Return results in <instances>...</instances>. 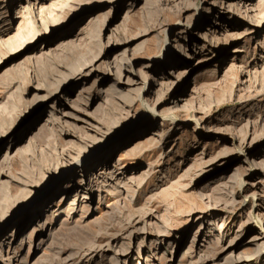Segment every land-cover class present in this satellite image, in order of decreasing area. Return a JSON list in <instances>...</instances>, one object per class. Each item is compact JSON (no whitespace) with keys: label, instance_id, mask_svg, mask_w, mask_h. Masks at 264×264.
<instances>
[{"label":"rangeland","instance_id":"1","mask_svg":"<svg viewBox=\"0 0 264 264\" xmlns=\"http://www.w3.org/2000/svg\"><path fill=\"white\" fill-rule=\"evenodd\" d=\"M0 14V264H231L254 252L264 0H0ZM128 124L103 163L23 208L40 179ZM220 223L235 248L214 239Z\"/></svg>","mask_w":264,"mask_h":264},{"label":"bare ground","instance_id":"2","mask_svg":"<svg viewBox=\"0 0 264 264\" xmlns=\"http://www.w3.org/2000/svg\"><path fill=\"white\" fill-rule=\"evenodd\" d=\"M198 5H199V1L196 3V6H195V9L198 8ZM27 6H25V9H26ZM41 8V7H40ZM1 15V14H0ZM18 17H22L21 16H18ZM179 46V45H178ZM177 47V46H176ZM164 52L162 53V55L160 56H163L165 55L167 52H170L171 54H175V48H172L171 50L167 49V48H164L163 49ZM113 100V99H112ZM74 117V116H73ZM22 118V117H21ZM76 118V117H75ZM79 119V118H78ZM171 121H173L172 118H170ZM59 120V119H58ZM18 121H21L20 119L16 120V122ZM31 121V120H30ZM59 123L61 121H58ZM27 124V123H26ZM130 126V124L124 126L123 128H121L117 133H115L110 139L107 138L109 142H103L101 144H99L98 146L96 147H91L88 151H86L82 156H79V157H76L75 159H73L72 161H70L68 163V166L62 171L61 174H59L58 172H52L50 173L47 177H43L42 179H40V181L38 182V186L40 187L39 190L42 191V195L39 196V192L40 191H36L30 198V200H28L26 203H25V206L23 207L24 209L26 208V205L29 203H31L32 201H34L33 203H37L39 200L42 199L41 203L48 197H50V194L49 192H51V190L57 185L59 184V182L65 177L67 176L70 171L76 167H81V169L86 165L88 166H91V165H94V163H103V159H105L106 157H108V155L110 154L111 151L115 150L116 148H119L120 146H122L125 142H127L130 137L132 136V134L130 132H127L128 130H126V128H128ZM126 130V131H124ZM130 133V134H129ZM71 135L70 136H73V132L70 133ZM77 138V137H76ZM82 139V138H81ZM113 139V140H111ZM262 142L264 141V138L261 140ZM107 143V144H106ZM35 145V144H34ZM23 147V146H22ZM32 147V146H31ZM35 147H37L35 145ZM21 148V147H19ZM40 148V147H39ZM41 150V148L39 149V151ZM34 152V151H33ZM60 155L61 156H65V153L63 150H60ZM104 156V157H103ZM25 157V156H24ZM26 158V157H25ZM86 160V164H84L82 166V163L83 161ZM259 165V164H258ZM257 166V165H256ZM259 168V167H258ZM260 168H262L260 166ZM263 169V168H262ZM261 169V170H262ZM106 172V171H105ZM104 172V173H105ZM101 173V172H100ZM103 173V172H102ZM65 174V175H64ZM263 174H264V171H263ZM107 177V175H105ZM111 178L115 176V172L114 173H111L110 174ZM103 178H105L103 176ZM136 179V177L134 176H130V178H128V181L131 182V181H134ZM143 180V179H142ZM141 180V181H142ZM83 181V179L81 180ZM127 182V181H126ZM128 183V182H127ZM85 184V182H84ZM126 183L125 181L124 182H120V186H119V189H118V194H123V193H127L128 189L126 190ZM236 185V184H235ZM69 186V185H68ZM68 186L66 185V187L64 188V190H67L68 194L70 193L69 190H68ZM128 186V185H127ZM131 186V185H130ZM135 186V185H134ZM138 185L136 184V188ZM223 186V185H221ZM77 187H80V185H76V188ZM129 187V186H128ZM85 194H89L91 196H93V194L97 193L99 194V189L98 188H94V187H85ZM135 191V190H134ZM75 197L74 196V200H75ZM37 198V199H36ZM234 201V200H233ZM232 202V201H231ZM74 203L72 202L71 205H73ZM53 207V206H52ZM51 207V208H52ZM70 210H74L73 206L71 207ZM28 211V209L24 212L26 213ZM151 213V212H150ZM37 213L35 214H30L31 217H33L34 215H36ZM25 214H23L24 216ZM29 216V214H28ZM259 227H261V219L259 218H255L253 220ZM5 221H2L0 223V228L3 226ZM223 223H220L218 225V232L217 233H221L223 232ZM222 230V231H221ZM1 231V230H0ZM261 233L264 234V231H263V227H261ZM223 234L222 235H218V237H214V239H218L219 241L222 242V244L224 245L225 249L226 248H235V246L237 245L235 239L238 238L239 236L235 237V239L231 240L230 242H227V244L224 242L223 240ZM164 238V237H163ZM262 238H264V235L262 237H259V238H254V240L256 241H260ZM28 239V237H27ZM160 240L162 241V236L160 238ZM25 241V239H24ZM218 241V242H219ZM23 242V240H22ZM20 242V244L22 243ZM106 245V248L110 245V244H116V240L115 238H111L110 241L106 242L105 243ZM256 247H255V250L253 253L249 254V255H245V256H237L232 262L231 264H250V263H254L255 261H257L260 257L264 256V240L261 241V242H257L255 243ZM39 247L37 246V250L35 251V254L38 253V250ZM116 255V256H115ZM114 256H115V260H124L123 263H126L128 259H126L125 257L129 258L130 257V252L129 251H124V250H120V251H115L114 252ZM121 261V260H120ZM42 262V260H41ZM44 262V261H43ZM46 262V261H45ZM212 262V261H211ZM9 264V263H8ZM43 264V263H42Z\"/></svg>","mask_w":264,"mask_h":264}]
</instances>
